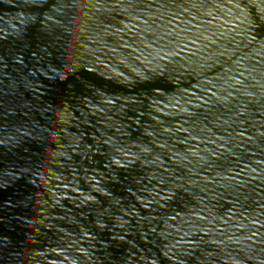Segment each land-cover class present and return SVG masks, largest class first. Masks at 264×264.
Here are the masks:
<instances>
[{
  "label": "water",
  "instance_id": "water-1",
  "mask_svg": "<svg viewBox=\"0 0 264 264\" xmlns=\"http://www.w3.org/2000/svg\"><path fill=\"white\" fill-rule=\"evenodd\" d=\"M0 264H264V0H0Z\"/></svg>",
  "mask_w": 264,
  "mask_h": 264
}]
</instances>
